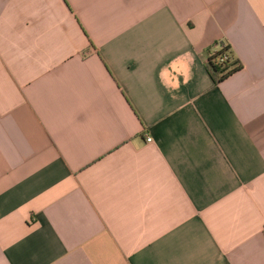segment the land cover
Segmentation results:
<instances>
[{
	"label": "crops",
	"instance_id": "obj_1",
	"mask_svg": "<svg viewBox=\"0 0 264 264\" xmlns=\"http://www.w3.org/2000/svg\"><path fill=\"white\" fill-rule=\"evenodd\" d=\"M0 264H264V0H0Z\"/></svg>",
	"mask_w": 264,
	"mask_h": 264
},
{
	"label": "trees",
	"instance_id": "obj_2",
	"mask_svg": "<svg viewBox=\"0 0 264 264\" xmlns=\"http://www.w3.org/2000/svg\"><path fill=\"white\" fill-rule=\"evenodd\" d=\"M241 68L240 61L232 54L229 44L219 42L207 58V69L214 80L218 83Z\"/></svg>",
	"mask_w": 264,
	"mask_h": 264
},
{
	"label": "built area",
	"instance_id": "obj_3",
	"mask_svg": "<svg viewBox=\"0 0 264 264\" xmlns=\"http://www.w3.org/2000/svg\"><path fill=\"white\" fill-rule=\"evenodd\" d=\"M147 141L150 142V141H151V138L148 137V138H147Z\"/></svg>",
	"mask_w": 264,
	"mask_h": 264
}]
</instances>
